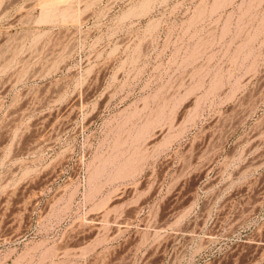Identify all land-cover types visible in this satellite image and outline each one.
Here are the masks:
<instances>
[{"label": "rangeland", "instance_id": "obj_1", "mask_svg": "<svg viewBox=\"0 0 264 264\" xmlns=\"http://www.w3.org/2000/svg\"><path fill=\"white\" fill-rule=\"evenodd\" d=\"M0 264H264V0H0Z\"/></svg>", "mask_w": 264, "mask_h": 264}, {"label": "bare ground", "instance_id": "obj_2", "mask_svg": "<svg viewBox=\"0 0 264 264\" xmlns=\"http://www.w3.org/2000/svg\"><path fill=\"white\" fill-rule=\"evenodd\" d=\"M44 8V7H43ZM66 11V10H65ZM72 15H75V14H73L72 13ZM62 17V18H64V20H65V18L67 17V14L66 13H64V12H62V13H60V14H57L56 12H54L53 10H51V8H50V6H48L47 8H44L43 10H42V12H41V14H40V16H39V18H38V22L40 21H48V20H51V19H54L55 17L57 18V17ZM68 18H70V16H68ZM73 19H75L76 17H72ZM63 20V19H62Z\"/></svg>", "mask_w": 264, "mask_h": 264}]
</instances>
